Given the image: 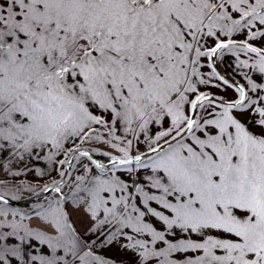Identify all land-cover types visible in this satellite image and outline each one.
I'll use <instances>...</instances> for the list:
<instances>
[{
    "label": "snow or ice",
    "instance_id": "6c2138e0",
    "mask_svg": "<svg viewBox=\"0 0 264 264\" xmlns=\"http://www.w3.org/2000/svg\"><path fill=\"white\" fill-rule=\"evenodd\" d=\"M0 264H264V0H0Z\"/></svg>",
    "mask_w": 264,
    "mask_h": 264
}]
</instances>
